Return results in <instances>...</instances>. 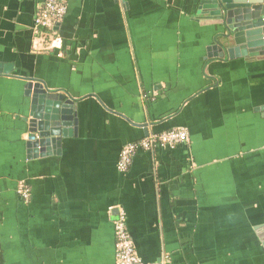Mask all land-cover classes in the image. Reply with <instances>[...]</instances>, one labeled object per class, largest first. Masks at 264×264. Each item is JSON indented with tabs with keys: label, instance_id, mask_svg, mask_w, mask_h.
I'll return each instance as SVG.
<instances>
[{
	"label": "crops",
	"instance_id": "0c3cea01",
	"mask_svg": "<svg viewBox=\"0 0 264 264\" xmlns=\"http://www.w3.org/2000/svg\"><path fill=\"white\" fill-rule=\"evenodd\" d=\"M45 1L0 0V264H117L119 210L145 264H264V57L208 58L202 0H69L41 39ZM37 82L78 132L29 160ZM171 128L190 144L118 170Z\"/></svg>",
	"mask_w": 264,
	"mask_h": 264
},
{
	"label": "water",
	"instance_id": "95a60500",
	"mask_svg": "<svg viewBox=\"0 0 264 264\" xmlns=\"http://www.w3.org/2000/svg\"><path fill=\"white\" fill-rule=\"evenodd\" d=\"M199 10L200 16H207L223 28L220 40L207 49L208 58L264 57V0H202ZM9 70L0 65V75ZM29 82L28 95L33 88ZM35 88L30 119L27 120L29 160L57 153L63 138L74 137L78 132L75 102L66 95L44 89L40 82ZM262 231L264 234V229ZM260 238L264 244V235Z\"/></svg>",
	"mask_w": 264,
	"mask_h": 264
},
{
	"label": "built area",
	"instance_id": "2783aa9c",
	"mask_svg": "<svg viewBox=\"0 0 264 264\" xmlns=\"http://www.w3.org/2000/svg\"><path fill=\"white\" fill-rule=\"evenodd\" d=\"M69 0H46L36 20L39 37L49 33L66 16ZM43 32H40V31ZM191 137L187 129L174 128L161 133L149 134L143 139L125 145L118 161V170L121 173L129 171L134 156L140 151L150 152L158 148H177L181 145H188ZM20 194L25 202L30 199L28 189L22 187ZM116 238V261L117 264H145L137 253V249L131 234L128 231L125 214L119 210L118 219L114 223Z\"/></svg>",
	"mask_w": 264,
	"mask_h": 264
},
{
	"label": "trees",
	"instance_id": "16d2710c",
	"mask_svg": "<svg viewBox=\"0 0 264 264\" xmlns=\"http://www.w3.org/2000/svg\"><path fill=\"white\" fill-rule=\"evenodd\" d=\"M172 129H174V128H171V129H166V130H164V131H168V130H172ZM164 131H161V132H164ZM161 132H159V133H161ZM144 138V137H143ZM143 138H141V139H143ZM140 139V140H141ZM139 141V140H138ZM137 142V141H136ZM140 152H143V151H140Z\"/></svg>",
	"mask_w": 264,
	"mask_h": 264
}]
</instances>
